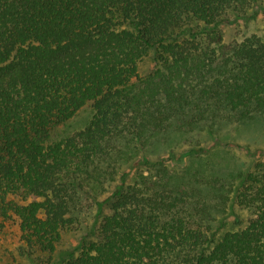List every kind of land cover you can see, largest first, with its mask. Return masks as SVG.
<instances>
[{
    "label": "trees",
    "instance_id": "1",
    "mask_svg": "<svg viewBox=\"0 0 264 264\" xmlns=\"http://www.w3.org/2000/svg\"><path fill=\"white\" fill-rule=\"evenodd\" d=\"M262 2L0 0V264H51L94 209L97 239L63 264H264V162L225 173L191 149L174 167L179 136L264 122V43L216 30ZM231 200L252 217L217 237L212 201Z\"/></svg>",
    "mask_w": 264,
    "mask_h": 264
},
{
    "label": "rangeland",
    "instance_id": "2",
    "mask_svg": "<svg viewBox=\"0 0 264 264\" xmlns=\"http://www.w3.org/2000/svg\"><path fill=\"white\" fill-rule=\"evenodd\" d=\"M216 30L225 44L241 42L252 36L259 37L264 43V2L250 10L246 18L233 23H223ZM157 68L156 53L153 51L140 65V75L146 79ZM93 114L92 105L85 106L70 121L55 127L49 139L59 141L83 130ZM178 138L180 140L176 145V160H174L177 163L171 164L175 165L176 171L182 173L187 171L185 167L191 165L190 157L185 155L191 149L197 150L201 158L219 165L225 173L251 170L256 163L264 162V122L261 118L242 125L224 127L218 139L205 133L181 135ZM232 196L233 193L229 194V198L232 199ZM212 204L218 206V209H213L211 218L213 231H217V237L226 231L243 229L252 217L247 209L233 203L232 200L224 206L218 201H212ZM109 212V207L106 206L105 213ZM97 214V209H94L80 215L75 227L62 232L56 252L52 256L42 255V260L51 259V264H63L62 262L68 258L69 254H79L80 246L84 242L96 240L99 224Z\"/></svg>",
    "mask_w": 264,
    "mask_h": 264
}]
</instances>
